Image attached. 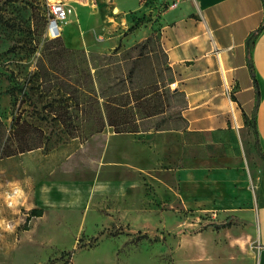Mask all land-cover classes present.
<instances>
[{
  "label": "rangeland",
  "instance_id": "rangeland-1",
  "mask_svg": "<svg viewBox=\"0 0 264 264\" xmlns=\"http://www.w3.org/2000/svg\"><path fill=\"white\" fill-rule=\"evenodd\" d=\"M61 1L74 14L51 36L46 0H0V264H257L253 206H231L261 160L236 124L217 146L187 130L161 46L169 2L116 17ZM126 162L140 170L105 169ZM122 177L144 180L140 208L79 187Z\"/></svg>",
  "mask_w": 264,
  "mask_h": 264
},
{
  "label": "crops",
  "instance_id": "crops-1",
  "mask_svg": "<svg viewBox=\"0 0 264 264\" xmlns=\"http://www.w3.org/2000/svg\"><path fill=\"white\" fill-rule=\"evenodd\" d=\"M75 1L83 4L92 2L99 12L108 14L112 11L116 17H130L149 9V0ZM165 1L170 5L158 16L162 24L161 46L167 65L174 74L177 90L185 97L183 117L187 130L199 136L201 146H217L228 132L235 129L236 124L242 143L255 146L257 136L264 154V27L251 40V35L264 24V1ZM254 112L255 127H252L249 123L253 121ZM250 127L252 136L249 135ZM108 138L109 141L115 139L111 135ZM119 146L121 144L111 145L109 149L118 155H132V151L128 150L130 146L141 149L133 143L121 146L125 148L120 153ZM257 155L261 164L258 165L256 191L250 190L247 179L238 180L231 207L240 209L251 202L254 210L251 220L254 223L251 222L249 227L255 229L256 234L250 236L255 244L257 264H264V159L258 152ZM108 165L109 168L105 169L110 173L118 172L121 175L140 170L132 162ZM207 182H199V187ZM225 182L224 185H233V182ZM79 187L89 189L93 196L101 195L109 201L118 200L131 210L140 208L149 192L144 180L129 177L94 179ZM249 198L252 200L249 201ZM62 201L69 204L72 200L63 199L58 203ZM222 207L229 206L222 203ZM220 226H224L220 229L227 228L229 224Z\"/></svg>",
  "mask_w": 264,
  "mask_h": 264
},
{
  "label": "built area",
  "instance_id": "built-area-1",
  "mask_svg": "<svg viewBox=\"0 0 264 264\" xmlns=\"http://www.w3.org/2000/svg\"><path fill=\"white\" fill-rule=\"evenodd\" d=\"M46 5L49 17V35H51V28L55 26L57 32L55 36H59L62 26L67 24L70 17L74 14V9L61 0H46Z\"/></svg>",
  "mask_w": 264,
  "mask_h": 264
},
{
  "label": "trees",
  "instance_id": "trees-1",
  "mask_svg": "<svg viewBox=\"0 0 264 264\" xmlns=\"http://www.w3.org/2000/svg\"><path fill=\"white\" fill-rule=\"evenodd\" d=\"M48 22H49V17H48ZM48 25H49V23H48ZM263 27H264V24L262 25V27L260 29H258L257 31H255L251 35V40L255 39V36L260 34L261 29ZM249 62H250L251 69L253 70L251 59H249ZM249 125H251L252 127H255V112H254V115H253V121H251V123ZM255 148H256L257 152L259 153V155L264 159V154H263V151H262V149L260 147V142H259V139H258L257 136H256ZM31 214H32L33 217H40V216H42V210L34 209V210L31 211ZM221 227H224V226H220V225L215 226L216 229H220Z\"/></svg>",
  "mask_w": 264,
  "mask_h": 264
},
{
  "label": "water",
  "instance_id": "water-1",
  "mask_svg": "<svg viewBox=\"0 0 264 264\" xmlns=\"http://www.w3.org/2000/svg\"><path fill=\"white\" fill-rule=\"evenodd\" d=\"M51 35L52 36H55L56 34H57V32H56V29H55V26H53L52 28H51Z\"/></svg>",
  "mask_w": 264,
  "mask_h": 264
}]
</instances>
